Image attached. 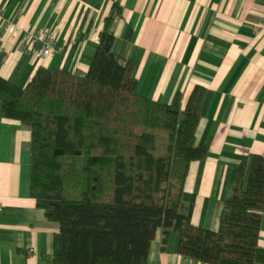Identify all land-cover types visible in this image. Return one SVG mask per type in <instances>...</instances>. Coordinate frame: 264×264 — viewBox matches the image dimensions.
<instances>
[{
	"label": "trees",
	"instance_id": "obj_1",
	"mask_svg": "<svg viewBox=\"0 0 264 264\" xmlns=\"http://www.w3.org/2000/svg\"><path fill=\"white\" fill-rule=\"evenodd\" d=\"M105 18L82 75L37 67L20 87L0 75L1 114L31 133L30 193L58 224V264H146L157 229L171 230L180 255L209 264H264L258 245L264 209V155L242 158L233 193L216 230L191 222L194 195L185 191L204 88L185 104L136 92L134 63L115 48ZM187 203V204H185Z\"/></svg>",
	"mask_w": 264,
	"mask_h": 264
},
{
	"label": "crops",
	"instance_id": "obj_2",
	"mask_svg": "<svg viewBox=\"0 0 264 264\" xmlns=\"http://www.w3.org/2000/svg\"><path fill=\"white\" fill-rule=\"evenodd\" d=\"M0 9V75L17 86L40 65L84 74L112 14L115 48L133 61L138 94L171 103L179 93L183 106L194 86L204 88L195 143L208 150L191 161L184 187L194 195L191 222L216 230L239 161L264 155V22L256 26L264 0H0ZM42 27L56 38L47 57L22 41ZM30 165V129L4 117L0 103V264H58V224L31 196ZM161 239L157 229L146 264H209L180 255L176 231Z\"/></svg>",
	"mask_w": 264,
	"mask_h": 264
},
{
	"label": "built area",
	"instance_id": "obj_3",
	"mask_svg": "<svg viewBox=\"0 0 264 264\" xmlns=\"http://www.w3.org/2000/svg\"><path fill=\"white\" fill-rule=\"evenodd\" d=\"M2 21V11L0 9V24ZM264 22V14L261 21L256 24L257 27ZM22 41L26 47L35 49L42 57H47L56 49V38L50 27H42L39 29L28 28L24 31ZM31 250V249H30Z\"/></svg>",
	"mask_w": 264,
	"mask_h": 264
}]
</instances>
